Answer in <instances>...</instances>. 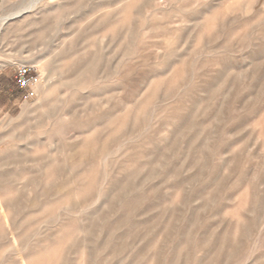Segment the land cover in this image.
Wrapping results in <instances>:
<instances>
[{
  "label": "rangeland",
  "instance_id": "rangeland-1",
  "mask_svg": "<svg viewBox=\"0 0 264 264\" xmlns=\"http://www.w3.org/2000/svg\"><path fill=\"white\" fill-rule=\"evenodd\" d=\"M31 4L0 27V264H264V0H0V23Z\"/></svg>",
  "mask_w": 264,
  "mask_h": 264
},
{
  "label": "built area",
  "instance_id": "built-area-1",
  "mask_svg": "<svg viewBox=\"0 0 264 264\" xmlns=\"http://www.w3.org/2000/svg\"><path fill=\"white\" fill-rule=\"evenodd\" d=\"M15 85L22 93L24 101L36 98L35 84L37 82V73L35 69L26 64H19L15 67Z\"/></svg>",
  "mask_w": 264,
  "mask_h": 264
},
{
  "label": "bare ground",
  "instance_id": "bare-ground-1",
  "mask_svg": "<svg viewBox=\"0 0 264 264\" xmlns=\"http://www.w3.org/2000/svg\"><path fill=\"white\" fill-rule=\"evenodd\" d=\"M35 6V4H31L29 7L27 6V8L25 7V9L23 10H19L13 14H9L7 17L3 18V20H1L0 23V27L2 26V24H4L6 21H8L9 19H15L20 17L22 14L26 13L27 11H31L32 8ZM34 9V8H33Z\"/></svg>",
  "mask_w": 264,
  "mask_h": 264
}]
</instances>
